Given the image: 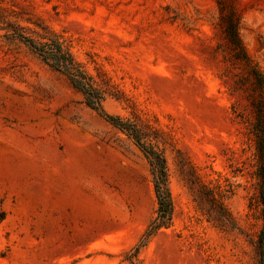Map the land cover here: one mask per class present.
Instances as JSON below:
<instances>
[{
  "label": "rangeland",
  "instance_id": "1",
  "mask_svg": "<svg viewBox=\"0 0 264 264\" xmlns=\"http://www.w3.org/2000/svg\"><path fill=\"white\" fill-rule=\"evenodd\" d=\"M224 2L264 72V0ZM221 27L218 0H0V264H261L253 114ZM18 34L59 39L105 110L157 137L169 228L145 238L158 202L133 138Z\"/></svg>",
  "mask_w": 264,
  "mask_h": 264
},
{
  "label": "trees",
  "instance_id": "2",
  "mask_svg": "<svg viewBox=\"0 0 264 264\" xmlns=\"http://www.w3.org/2000/svg\"><path fill=\"white\" fill-rule=\"evenodd\" d=\"M221 12V28L230 50L232 62L239 65L243 74H238L235 87L241 89L249 102L253 120L248 124V134L254 144L255 179L257 199L261 207V216L264 220V72L252 59L239 33L240 14L236 6L227 5L224 0H218ZM22 40L42 61L49 67L64 74L73 88L80 92L85 103L107 122L127 133L133 138L136 145L144 153L154 178V188L158 202V211L155 219L145 233V238L150 239L162 228H169L173 222L174 201L169 188V174L167 159L164 152L152 143L155 135L143 132L134 122L124 120L119 116L109 114L104 108L107 92L88 75L76 61L72 53L64 47L57 38H47L39 42L31 37L18 34ZM110 95L116 100L120 98L115 93ZM240 116V115H238ZM215 203L220 212V224L231 219L230 213L225 208L222 197L217 193ZM142 246L137 247L136 252ZM258 247L261 264H264V224L258 237ZM131 264L133 261H130Z\"/></svg>",
  "mask_w": 264,
  "mask_h": 264
}]
</instances>
